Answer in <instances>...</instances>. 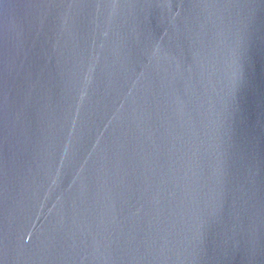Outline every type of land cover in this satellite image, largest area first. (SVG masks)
Returning <instances> with one entry per match:
<instances>
[{
    "label": "water",
    "instance_id": "water-1",
    "mask_svg": "<svg viewBox=\"0 0 264 264\" xmlns=\"http://www.w3.org/2000/svg\"><path fill=\"white\" fill-rule=\"evenodd\" d=\"M0 264H264V0H0Z\"/></svg>",
    "mask_w": 264,
    "mask_h": 264
}]
</instances>
